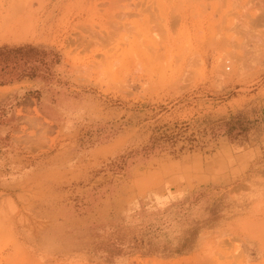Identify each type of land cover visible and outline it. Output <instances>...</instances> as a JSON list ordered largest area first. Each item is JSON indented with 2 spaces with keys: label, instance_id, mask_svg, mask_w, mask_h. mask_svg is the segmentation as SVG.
<instances>
[{
  "label": "rangeland",
  "instance_id": "1",
  "mask_svg": "<svg viewBox=\"0 0 264 264\" xmlns=\"http://www.w3.org/2000/svg\"><path fill=\"white\" fill-rule=\"evenodd\" d=\"M27 1L54 22L0 49V264H264V0Z\"/></svg>",
  "mask_w": 264,
  "mask_h": 264
},
{
  "label": "bare ground",
  "instance_id": "2",
  "mask_svg": "<svg viewBox=\"0 0 264 264\" xmlns=\"http://www.w3.org/2000/svg\"><path fill=\"white\" fill-rule=\"evenodd\" d=\"M42 12L43 10L41 8H33L32 4L27 0H0V45L4 43L20 44L27 41H39L40 39H42V37L48 35L50 33V30L52 29L54 22L53 11L47 12L45 16L41 15ZM175 17L176 16L172 15V20L170 22L169 19H167V16L166 22L174 24V22L176 21L173 18ZM263 17L264 15H262V17L260 16V18ZM257 18L258 17H255L254 20L252 18L250 21L252 23L255 21V26L257 23H262L260 22V18ZM176 19L179 20L178 18ZM263 19H261V21H264ZM249 23H247V26L249 25ZM254 25H250L249 27H253ZM244 26L245 25L243 23L242 27ZM76 29L77 28H75V30ZM74 39L76 40L77 38L75 37ZM204 246L205 245L200 248L201 252L204 251ZM262 251L264 252V249ZM201 252H199L192 258L185 259V264H191L195 260L199 261L198 258H200V255L202 256Z\"/></svg>",
  "mask_w": 264,
  "mask_h": 264
},
{
  "label": "trees",
  "instance_id": "3",
  "mask_svg": "<svg viewBox=\"0 0 264 264\" xmlns=\"http://www.w3.org/2000/svg\"><path fill=\"white\" fill-rule=\"evenodd\" d=\"M244 122H245V119L243 115L241 116L237 115V116L230 117L226 123L227 132H232L236 130V132L239 133V132L245 131Z\"/></svg>",
  "mask_w": 264,
  "mask_h": 264
},
{
  "label": "crops",
  "instance_id": "4",
  "mask_svg": "<svg viewBox=\"0 0 264 264\" xmlns=\"http://www.w3.org/2000/svg\"><path fill=\"white\" fill-rule=\"evenodd\" d=\"M28 43L30 42V41H27ZM4 44H9V43H4ZM23 44H26V42H24V43H20V44H10V45H17V46H15V47H13V46H10V47H4V46H1V48L0 49H3V48H14V49H11V50H13V51H17V50H22L23 49V47H24V45ZM20 45V46H19ZM6 88H11L10 86H0V90H3V89H6Z\"/></svg>",
  "mask_w": 264,
  "mask_h": 264
}]
</instances>
